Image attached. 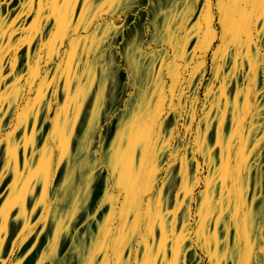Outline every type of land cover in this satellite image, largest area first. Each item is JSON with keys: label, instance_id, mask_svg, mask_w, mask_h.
I'll return each mask as SVG.
<instances>
[{"label": "crops", "instance_id": "crops-1", "mask_svg": "<svg viewBox=\"0 0 264 264\" xmlns=\"http://www.w3.org/2000/svg\"><path fill=\"white\" fill-rule=\"evenodd\" d=\"M98 1L114 73L99 96L105 219L132 233L133 199L167 201L146 210L162 251L135 244L128 264H255L246 155L264 136V22L225 31L229 0Z\"/></svg>", "mask_w": 264, "mask_h": 264}, {"label": "rangeland", "instance_id": "rangeland-1", "mask_svg": "<svg viewBox=\"0 0 264 264\" xmlns=\"http://www.w3.org/2000/svg\"><path fill=\"white\" fill-rule=\"evenodd\" d=\"M101 19L98 0H0V264H128L135 244L137 257L162 251L146 210L167 201L133 199L132 233L114 230L124 217L105 219L99 96L114 73ZM248 150L250 252L264 264V136L253 131Z\"/></svg>", "mask_w": 264, "mask_h": 264}, {"label": "snow or ice", "instance_id": "snow-or-ice-1", "mask_svg": "<svg viewBox=\"0 0 264 264\" xmlns=\"http://www.w3.org/2000/svg\"><path fill=\"white\" fill-rule=\"evenodd\" d=\"M231 12L225 18V31L229 30L230 24L236 20L243 21L247 28L251 29L253 22H264V0H229ZM251 40V32L247 31Z\"/></svg>", "mask_w": 264, "mask_h": 264}]
</instances>
